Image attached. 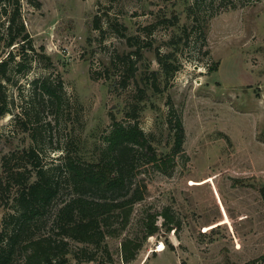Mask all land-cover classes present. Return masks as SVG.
<instances>
[{
    "label": "rangeland",
    "instance_id": "obj_1",
    "mask_svg": "<svg viewBox=\"0 0 264 264\" xmlns=\"http://www.w3.org/2000/svg\"><path fill=\"white\" fill-rule=\"evenodd\" d=\"M38 1L20 0L35 60L5 82L13 106L0 117V177L2 157L30 146L47 167L62 151L92 159L112 121L137 123L162 153L173 143L168 118L184 131L170 175H139L146 193L126 224L114 218L97 248L69 240L64 264H264V0ZM157 54L175 69L165 74ZM57 77L59 107L42 103L26 130L16 114L30 81Z\"/></svg>",
    "mask_w": 264,
    "mask_h": 264
},
{
    "label": "trees",
    "instance_id": "obj_2",
    "mask_svg": "<svg viewBox=\"0 0 264 264\" xmlns=\"http://www.w3.org/2000/svg\"><path fill=\"white\" fill-rule=\"evenodd\" d=\"M26 1L35 7L40 5L38 0ZM1 38L7 51L0 58V117L11 113L13 106L6 95L5 82L14 84L11 73L25 75L31 60H35V46L20 15V0H0ZM16 47L21 53H15ZM18 54L21 59L16 60ZM38 54L45 66H51L49 55L41 51ZM164 56L157 54V61L168 74L175 67L162 59ZM211 68L215 69L216 63ZM30 83L27 105L16 114L24 120V128L35 118L42 103L45 108H56L61 102L59 77L56 83L48 78L33 79ZM168 123L173 128V143L163 153L154 149L137 123L112 121L103 136L105 145L89 160L62 151L59 162L47 167L41 164L40 153L34 146L4 155L0 205L8 204L11 198V210L1 217L0 264H13L16 257L22 258V264H64L69 240L83 244L85 249L97 248L105 236L113 234L114 218H120L123 227L133 203L146 193L144 177L139 175L147 168L170 175L175 157L183 152L180 117L168 118ZM138 154L143 157L137 159ZM258 192L264 200V185ZM147 226V234L156 230L153 221ZM90 254L88 260L93 258V252Z\"/></svg>",
    "mask_w": 264,
    "mask_h": 264
}]
</instances>
